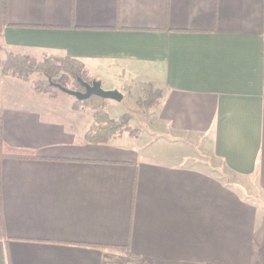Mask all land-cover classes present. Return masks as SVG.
<instances>
[{
    "label": "crops",
    "instance_id": "0c3cea01",
    "mask_svg": "<svg viewBox=\"0 0 264 264\" xmlns=\"http://www.w3.org/2000/svg\"><path fill=\"white\" fill-rule=\"evenodd\" d=\"M2 2L0 50L160 96L93 143L76 98L0 75V264H264V0Z\"/></svg>",
    "mask_w": 264,
    "mask_h": 264
},
{
    "label": "rangeland",
    "instance_id": "374dc122",
    "mask_svg": "<svg viewBox=\"0 0 264 264\" xmlns=\"http://www.w3.org/2000/svg\"><path fill=\"white\" fill-rule=\"evenodd\" d=\"M47 56L48 55H41L35 58H31L35 59L36 61H42L43 59L47 58ZM3 58L4 51L0 50V59L2 60ZM124 77L125 75L117 74L114 70H89L88 72L85 71L84 68L82 69V81L88 83H91L93 81H99L103 89L110 86L114 87L115 85L114 89L105 90H118L123 94V99L120 102L108 99H105L103 101H97L95 98H91L87 102H79L78 100H76L77 108L83 110L84 114L87 113L88 117H90L91 119V126L89 130H97L100 128L101 124L97 123L94 118L95 114L99 112L105 113L108 118H111L113 120H117L124 115L127 116V118L125 119L126 129L122 130L117 134L127 132L129 135L131 134L133 137H137L147 130L149 122L147 118L150 116L151 109L157 103L158 98H155L153 104L150 103L149 96L145 95L144 90H142L141 84H135L133 81L129 80V78L123 79ZM30 79L32 80L33 84L47 81V78L41 73L32 74L29 80ZM64 85L66 88L72 90L84 91L81 84H79V81L77 82V79L75 81L72 77H69L68 80L66 79ZM152 89L156 90L154 88ZM56 93H59L60 95H62V97L63 95H67L68 98L72 99V96L68 94H62L64 92L54 87L50 90V92L43 94L55 96ZM151 94H153V91L151 92ZM121 252L122 251L115 250L114 254H118ZM123 255L125 257L124 262L126 264H132L128 253L125 252Z\"/></svg>",
    "mask_w": 264,
    "mask_h": 264
},
{
    "label": "trees",
    "instance_id": "16d2710c",
    "mask_svg": "<svg viewBox=\"0 0 264 264\" xmlns=\"http://www.w3.org/2000/svg\"><path fill=\"white\" fill-rule=\"evenodd\" d=\"M5 6L6 3L5 0H3L2 14H4ZM1 49L4 51V58L2 60L0 59V75H11L27 81L32 74L41 73L47 78V81L33 84V90L36 94L50 92L53 87L57 88L54 84H59L65 87V81L66 79L68 80L69 77H72L75 81L77 79V82L78 79L82 78V69L84 68L83 65L80 62L68 57L48 55L47 58L43 59L42 61H36L29 56L15 54L6 51L3 48ZM141 87L142 90H144L145 95L149 96L150 103L153 104L155 98H159L160 91L153 90V87L150 84L142 83ZM152 91L153 94H151ZM91 98H95L97 101L105 100L96 96H91L89 99ZM89 99L78 101L87 102L89 101ZM94 118L97 123L101 124V126L99 129H91L85 134V139L89 142L106 143L117 133L126 129L125 119L127 118V116L125 115L117 120H113L111 118H108L105 113L99 112L95 114ZM128 256L131 262L144 264V262L138 257H135L131 254H128Z\"/></svg>",
    "mask_w": 264,
    "mask_h": 264
},
{
    "label": "water",
    "instance_id": "95a60500",
    "mask_svg": "<svg viewBox=\"0 0 264 264\" xmlns=\"http://www.w3.org/2000/svg\"><path fill=\"white\" fill-rule=\"evenodd\" d=\"M78 81L83 87L84 91L72 90V89L63 87L59 84H54V85L60 91L80 101L87 100L91 96H96V97H100V98L108 99V100H114L116 102H120L123 99V94L121 92H119L118 90H105L102 88L101 83L99 81H93L91 83L82 81L81 79H78Z\"/></svg>",
    "mask_w": 264,
    "mask_h": 264
}]
</instances>
